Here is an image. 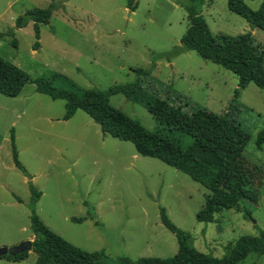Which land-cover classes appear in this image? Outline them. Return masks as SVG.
Segmentation results:
<instances>
[{"label": "rangeland", "instance_id": "1", "mask_svg": "<svg viewBox=\"0 0 264 264\" xmlns=\"http://www.w3.org/2000/svg\"><path fill=\"white\" fill-rule=\"evenodd\" d=\"M193 1L213 35L253 32L264 46V31L231 11L228 0H0V56L33 79H50L78 94L135 83V68L152 70L142 86L158 105L228 112L251 136L245 159L264 172V143L258 145L264 90L251 83L236 98L237 75L195 51L176 52L189 27L186 7ZM53 2L58 7L50 23L40 25V39L32 22L16 28L26 12ZM246 2L254 10L261 5V0ZM110 104L182 149L194 144L158 119V108L153 114L121 94L111 96ZM66 111L65 100L39 93L35 84H27L18 97L0 94V248L34 240V205L53 232L82 250L103 252L108 264L123 257H174L179 241L164 225L163 209L191 236L193 247L214 257L227 255L228 246L242 236L264 232V177L256 183L257 203L244 202L222 210L212 223L200 222L197 214L211 195L207 187L140 154L133 143L104 135L83 110L65 121ZM13 131L25 171L14 163ZM31 185L41 193L35 204ZM36 262L33 250L22 261L0 258V264ZM241 264H264V255L250 254Z\"/></svg>", "mask_w": 264, "mask_h": 264}, {"label": "trees", "instance_id": "2", "mask_svg": "<svg viewBox=\"0 0 264 264\" xmlns=\"http://www.w3.org/2000/svg\"><path fill=\"white\" fill-rule=\"evenodd\" d=\"M64 1L66 0H62ZM57 7L53 2L45 9L26 12L18 20L16 28H25L32 22L36 38L40 39V25L50 23ZM228 7L246 19L253 29L264 31V0H261L257 10L252 9L246 0H228ZM186 8L189 13V27L181 39L182 46L176 52L195 51L202 58L237 75L239 84L235 91L236 98H239L241 92L251 83L264 90V46L257 42L253 32L238 36H215L195 1ZM9 35L14 36V33ZM2 38L4 36L0 35V39ZM12 45L17 46L16 39L12 40ZM36 45L39 46V43ZM133 72L139 76L135 83L115 85L108 91L91 89L78 94L55 87L50 79H33L19 66L0 56V94L18 97L27 84H35L39 93L49 95L54 100L66 101L65 121L71 119L78 110H83L100 126L104 135L131 142L140 154L160 159L203 184L211 191V195L207 196L205 206L197 214L200 222L212 223L215 215L222 210L239 208L244 202L257 203L255 187L257 181L262 183L264 172L245 159L244 152L251 136L241 125L228 112L217 114L204 108L186 112L182 106L168 102L158 105V98L146 92L142 86L143 80L152 74V70L135 68ZM118 94L124 95L132 102L143 104L153 114L158 108L157 118L192 137L194 144L188 149H182L162 134L147 131L139 122L110 104V97ZM263 143L264 131L259 134L258 145ZM12 149L16 167L25 171L19 161L14 131ZM31 191L35 204L41 193L34 185H31ZM33 208L32 250L37 254L36 264H108L103 252L82 250L53 232L38 217L35 205ZM162 221L178 237L177 254L168 259L149 257L133 260L123 257L119 259V264H241L250 254L264 255V232L259 236H242L236 243L228 246L227 255L219 258L193 247L190 244L191 236L178 228L164 209ZM28 255L29 252H26L6 257L16 262L25 260Z\"/></svg>", "mask_w": 264, "mask_h": 264}, {"label": "water", "instance_id": "3", "mask_svg": "<svg viewBox=\"0 0 264 264\" xmlns=\"http://www.w3.org/2000/svg\"><path fill=\"white\" fill-rule=\"evenodd\" d=\"M32 249H33V241H24L18 246H15L13 248L2 247L0 248V258L9 256V255L17 256L19 254L31 252Z\"/></svg>", "mask_w": 264, "mask_h": 264}, {"label": "crops", "instance_id": "4", "mask_svg": "<svg viewBox=\"0 0 264 264\" xmlns=\"http://www.w3.org/2000/svg\"><path fill=\"white\" fill-rule=\"evenodd\" d=\"M22 94V93H21Z\"/></svg>", "mask_w": 264, "mask_h": 264}]
</instances>
